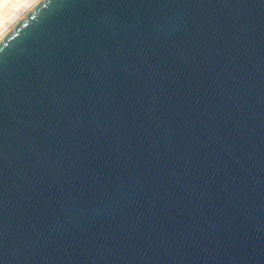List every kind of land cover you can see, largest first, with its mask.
I'll return each instance as SVG.
<instances>
[{
	"label": "water",
	"instance_id": "water-1",
	"mask_svg": "<svg viewBox=\"0 0 264 264\" xmlns=\"http://www.w3.org/2000/svg\"><path fill=\"white\" fill-rule=\"evenodd\" d=\"M0 264H264V0H39L16 21Z\"/></svg>",
	"mask_w": 264,
	"mask_h": 264
},
{
	"label": "bare ground",
	"instance_id": "bare-ground-1",
	"mask_svg": "<svg viewBox=\"0 0 264 264\" xmlns=\"http://www.w3.org/2000/svg\"><path fill=\"white\" fill-rule=\"evenodd\" d=\"M39 0H0V39Z\"/></svg>",
	"mask_w": 264,
	"mask_h": 264
}]
</instances>
